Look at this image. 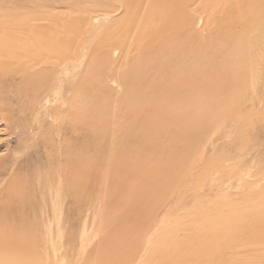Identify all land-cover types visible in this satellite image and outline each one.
<instances>
[{
	"label": "rangeland",
	"instance_id": "obj_1",
	"mask_svg": "<svg viewBox=\"0 0 264 264\" xmlns=\"http://www.w3.org/2000/svg\"><path fill=\"white\" fill-rule=\"evenodd\" d=\"M150 1L152 0H143V6L137 11V27L133 28L130 38L126 39L124 44L114 49L118 54L111 57L115 60L112 68L132 69L137 72V69L147 65L145 61L148 56L145 51L157 44L152 43L147 48L143 41L136 38L141 34L140 26L146 18ZM31 2L0 0V15H15V25L27 22L29 19L26 21L21 14L19 17V13L23 14L30 9L33 4ZM64 12L65 9L53 11L55 15L52 19L39 22L37 26L43 28V25L47 24H62L58 18L59 14L64 16ZM28 41L32 40L27 39L26 42ZM100 41L96 52H90L92 56L89 54L93 64H99L94 63L97 58L108 59L110 55L111 48L107 49L109 46L105 37ZM93 46L87 45V49L95 51ZM179 47L184 50L181 53H170L168 58L172 59L173 63H168V69L162 67L151 75H156L153 80L154 90L145 89L147 93L143 89L136 91L130 86L125 87V84H128L124 83V80L120 81L121 86L118 88L110 81L106 82V87L102 89L92 85L89 91L90 126L88 125L86 135L88 138L83 139L82 135L80 137L78 134H72L68 125H65L64 132L58 135L50 127V119L46 113V123L41 126V130H37L39 132L35 134V138H29L28 132L24 133V130L17 128L0 111V166L8 168L18 154H24L23 146L26 144L28 151L25 155H28L29 150L30 152L29 156L24 155L23 160L27 164L24 163V170L18 174L32 178L30 181L33 184L40 170L44 173L48 171L46 169L51 166V161L55 162L61 158L64 162V151L69 149V144L74 145L75 152L79 154L80 147L86 143L87 166L90 168L89 190L84 206L78 198L72 205V233L64 235L61 239L55 238L54 248L61 264H95L96 254L101 251L99 247L104 245L105 258L110 261L112 260L109 253L112 252L110 256H115L118 251L123 254L126 251L132 252L133 258L140 254L141 261L138 260L136 264H148L146 262H149V254L153 255L157 251V255L164 253L160 258L165 262L156 264H192L188 259H198L196 256L192 259L196 252L200 257L211 259V264H232L241 261L240 258L244 264H264L263 261L260 263V260L249 257L247 253H258L260 258L264 259V139L252 142L253 151L249 152L251 149L245 150V143L237 144L235 141L220 138L209 94L210 90L212 92L211 80L207 81L209 77H203L202 71L193 78V74L186 72L191 66L190 62L195 65L196 59L200 62L205 60L206 57L201 52L206 51V48L200 45L198 47L197 43L186 39L184 45ZM212 50L214 51V48H209L206 52L213 54ZM178 59H183L179 65ZM213 67L214 65L211 69ZM178 72L183 77L175 87ZM197 79L209 89H204L203 86L202 88ZM186 82L192 84L188 86ZM189 109L192 120L188 125L186 115ZM200 110L208 122L204 128L197 129ZM28 121L26 126L35 130L36 126H31L34 125L33 121ZM56 153L60 158H56ZM53 165L51 168L57 169L56 163ZM0 174V183H3L2 180L8 176L2 171ZM57 185L54 182L48 186ZM5 186L0 193V197L3 196L0 198V229L8 226L1 221L2 216L8 224L22 217L33 222L34 211L40 199L30 201L29 190L28 195H20L12 190L8 194ZM82 198L83 195L80 199ZM7 205H11L14 211ZM22 212L28 216L24 217ZM114 238L117 239L115 243ZM111 244L115 247L111 248ZM39 245L35 253L28 256L31 257L29 259L32 264H46L47 261L52 263L54 248L46 254L47 246L41 238ZM197 247L211 248L218 254L213 257L210 256L212 253L205 254V249L196 251ZM183 256L185 258L181 261ZM168 258H171L172 262ZM123 259L126 263L122 261L121 264H132V260L129 261L125 257Z\"/></svg>",
	"mask_w": 264,
	"mask_h": 264
},
{
	"label": "bare ground",
	"instance_id": "obj_2",
	"mask_svg": "<svg viewBox=\"0 0 264 264\" xmlns=\"http://www.w3.org/2000/svg\"><path fill=\"white\" fill-rule=\"evenodd\" d=\"M31 1L33 4L30 9L23 12L24 15L19 13V17L21 14L26 21L29 19L27 22L15 25V22L13 23L16 19L15 15L11 13V15H0V111L17 128L24 130V133L28 132L29 138H35V134L39 132L37 130H41V126L46 123L45 113L50 119V127L58 135L63 133L64 126L68 125L72 134L82 135L83 139L88 138L86 135L89 125V91L91 86L94 85V87L102 89L106 82L110 81L118 88L121 86L120 81L124 80V83L128 84H125V87L130 86L136 91L141 89L149 91L155 86L153 80L156 75H151L162 67L168 69V63H173L172 59L168 58L170 53H181L184 48L179 46L184 45L186 39L197 43L198 47L200 45L206 48V51L209 48H214L213 54L203 50L201 53L206 57L204 62L196 61L197 59L195 65L194 62H190L191 66L186 67V72L189 75L193 74V78L202 71L200 73L203 74V77H209L207 79L209 82L211 80L212 92L210 90L209 94H211V105L214 108V119L220 138L235 141L237 144L244 145L245 143V150L251 149L249 152L253 151L252 142L264 139V0L150 1L146 10V18L142 21L143 25L140 26L141 34L136 39L143 41L147 48L152 43L157 45L145 51L148 56V60L145 61L147 65L137 69V72L132 69L112 68L115 60L111 57L118 54V51L114 49L124 44L126 39L130 38L133 28L137 27V11L143 0ZM60 9L66 10L64 16L59 14L58 19L62 24L53 26L47 24L43 25V28L37 26L39 22L49 21L48 18L52 19L51 17L55 15L52 12ZM101 29H103L102 32H100ZM26 36L34 38H26ZM104 37L108 42L107 49L111 48L110 55L108 59L97 58L98 60L92 62L99 64H93L90 52H96L97 46L101 43L100 40ZM27 39L32 41L26 42ZM87 45H94L95 51L94 49L89 51ZM181 61L183 59H178V65ZM185 61L187 63V59ZM193 65L194 67H192ZM213 65L214 67L211 69ZM177 77L175 87L180 84L183 76L178 72ZM196 81L199 82L200 79ZM199 83L201 87H204L205 83L204 85ZM191 84L189 82L187 85ZM204 89L209 88L204 87ZM206 105L210 107L209 104L206 103ZM201 112L200 110L198 113L200 117L197 129L204 128L208 122ZM43 113L44 116H42ZM186 116L188 124L192 120L190 109ZM174 117L176 116L174 115ZM28 120L33 121L34 125L31 124V126H36L35 130L26 126L25 123L29 122ZM85 145L83 143L80 147L81 153L77 154L74 145L69 144V149L63 150L64 162L56 153V158L58 156L60 160L51 161V166L47 169L44 168L48 170L45 173L40 170L34 184L30 181L32 178L29 179L27 176L22 177L18 174L27 164L23 160L25 152L28 151L26 144L23 146L24 154L22 156L18 154L14 160L12 159L8 168L4 165L0 166V171L8 176L2 180L3 183H0V193L7 185V187L5 186L6 193L12 190L20 195H23L22 193L29 194L32 202H35L36 198L40 199L38 204L36 201L37 208L34 211L33 222L22 217L12 220V223L8 224L5 217L2 216L1 221L8 226L0 229V264H32L31 257L29 259L28 256L39 248V238L47 246L45 253L49 254L55 246V238L61 239L64 235L72 233L73 223L70 219L72 218V213H70L72 205L75 201L77 202L78 198L84 206L87 190H89L88 171L90 168L87 166L88 149ZM76 149L78 150L77 147ZM29 152L25 157L29 156ZM185 158L187 157L185 156ZM55 163L57 169L51 168ZM54 182L58 184L57 187L48 186ZM27 190H29L28 194ZM82 195L83 198L80 199ZM11 205L13 204L11 203ZM24 206L26 208V204ZM11 209H13L12 206ZM22 213L24 217L27 215L26 212V215L24 212ZM18 215L20 216V214ZM16 221L19 223H15ZM110 246L111 248L115 247L112 244ZM100 247L101 251L96 254L95 264H121L124 257L129 261L132 260V264H136L141 258L139 253L133 258V253L126 251L124 254L122 251H118L115 256H110L112 253L110 250L108 251V253L111 252L108 254L112 260L110 261L105 258V245ZM195 249H197L196 251L205 249V254L212 253L209 255L213 257L218 254L211 248L197 247ZM156 252L153 255L149 254L147 260L149 262L146 263L165 262L161 259L162 257L160 258V255L164 253L157 255ZM155 253L156 255H154ZM247 253L249 257L260 260V263L264 262V259L260 258V254ZM144 256L146 255L144 254ZM184 256L182 259L180 258L181 261L184 260ZM195 256L199 258L195 259ZM23 257L26 259L24 260ZM52 258V263L47 261L46 264H61L55 248ZM142 259L144 261L145 258ZM192 259L195 260L188 259L192 264H211L212 261L208 257L198 256L197 252ZM240 260L232 264H244L243 259L240 258Z\"/></svg>",
	"mask_w": 264,
	"mask_h": 264
}]
</instances>
